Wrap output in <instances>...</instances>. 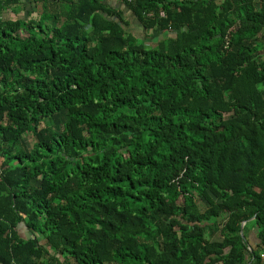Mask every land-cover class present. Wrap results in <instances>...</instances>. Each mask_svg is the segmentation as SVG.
Segmentation results:
<instances>
[{
  "label": "trees",
  "instance_id": "1",
  "mask_svg": "<svg viewBox=\"0 0 264 264\" xmlns=\"http://www.w3.org/2000/svg\"><path fill=\"white\" fill-rule=\"evenodd\" d=\"M0 264H264V0H0Z\"/></svg>",
  "mask_w": 264,
  "mask_h": 264
},
{
  "label": "crops",
  "instance_id": "2",
  "mask_svg": "<svg viewBox=\"0 0 264 264\" xmlns=\"http://www.w3.org/2000/svg\"><path fill=\"white\" fill-rule=\"evenodd\" d=\"M22 7V6H21ZM21 11H22V9H21ZM10 13V16L11 17H15L16 15H18L19 13H17V14H15V13H13V12H9ZM125 16L126 17H129L130 16V14H128L127 12H125ZM11 19V18H10ZM128 19V18H127ZM11 20H15V19H11ZM129 20V19H128ZM130 21V26H129V28L127 29V31L129 32V33H132V34H134V35H140V34H142V37L143 36H145V32H143V29H142V27H141V25L137 22V21H135L134 19H130L129 20ZM146 34H148L147 32H146ZM138 37V36H137ZM142 37H140V38H142ZM21 234L23 235V236H25L26 234H27V231L26 230H24V229H22L21 230ZM28 237L30 236V235H27Z\"/></svg>",
  "mask_w": 264,
  "mask_h": 264
},
{
  "label": "rangeland",
  "instance_id": "3",
  "mask_svg": "<svg viewBox=\"0 0 264 264\" xmlns=\"http://www.w3.org/2000/svg\"><path fill=\"white\" fill-rule=\"evenodd\" d=\"M22 8V11H20L19 12V14L18 15H16L15 17H11L10 16V13H9V15H6L5 16V18L6 19H8V18H11V19H17V18H19V19H26V17H25V13H26V11H28V10H30V11H32L33 13V18H37V16L39 15L38 13H39V9H38V6H36V5H33V3H26V5L25 6H22L21 7ZM31 17V16H30ZM31 17V18H32ZM21 36H26V34L25 33H21ZM138 37H142V34H140V35H137Z\"/></svg>",
  "mask_w": 264,
  "mask_h": 264
},
{
  "label": "water",
  "instance_id": "4",
  "mask_svg": "<svg viewBox=\"0 0 264 264\" xmlns=\"http://www.w3.org/2000/svg\"><path fill=\"white\" fill-rule=\"evenodd\" d=\"M242 225H244V222H242V223L240 224V231H239V233H241V227H242ZM28 234H29V233H28ZM28 234H26V236H27Z\"/></svg>",
  "mask_w": 264,
  "mask_h": 264
}]
</instances>
